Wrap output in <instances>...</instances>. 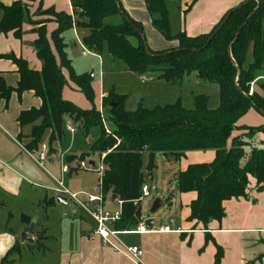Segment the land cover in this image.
Instances as JSON below:
<instances>
[{
  "label": "trees",
  "instance_id": "trees-1",
  "mask_svg": "<svg viewBox=\"0 0 264 264\" xmlns=\"http://www.w3.org/2000/svg\"><path fill=\"white\" fill-rule=\"evenodd\" d=\"M246 2L225 21V16L234 8L224 13L209 32L195 36L181 32L172 38L163 0H143L151 26L164 40L175 43L160 51L147 46L143 24L129 16L119 0H70L76 14L74 21L63 12L47 8L46 13L54 18L56 29L50 34L44 25L33 30L36 35L33 48L41 63L40 70L30 69L25 60L13 54L0 56L15 65L18 75L15 87L7 86L0 79V99L7 104L12 94L20 99L24 92H32L40 101L38 108L21 111L16 118L20 129L30 127L24 149L36 152L48 135V153L52 152L53 144L64 136L65 120L76 125L84 137L98 129V138L89 144L88 151L77 157L68 156L67 161L79 164L91 154L106 152L100 191L103 202L107 198L111 200L112 195L121 202L120 218L113 225L120 232L134 231L142 220L138 200L142 186L151 180L156 168V154L179 160L186 152L214 151L211 162L190 164L175 175L177 192L196 195L189 205L188 222L206 227L210 221H220L224 216L223 202L245 197L249 179L258 191L264 192V141L259 142L258 138V135L264 136V125L237 126L252 109L261 111L264 117V81L256 80L264 69V0H242L239 5ZM40 10L39 7L37 12ZM0 12V35L10 33L20 39L22 25L25 19L28 21L27 8L16 0L9 6L0 3ZM111 18H119V22L108 23ZM73 26L87 31L81 41L85 49L97 56L109 55L130 73L143 75L154 69L156 81L172 85L193 72L198 79L217 84L218 108L208 109L206 98L198 95L193 98L191 110H185L178 99L150 110L138 103L130 111L127 109L129 97L110 90L107 99L102 100L114 128L113 136L107 137L94 105L92 77L76 74L65 52L62 35ZM253 81L260 93L254 91L248 95ZM67 84L77 89L91 107L83 109L64 100L62 93ZM21 138L20 133L17 140ZM143 155H146L145 162ZM97 157L100 159V155ZM22 219L30 223L27 217ZM45 240L44 236L35 239L42 248ZM18 254V248H11L0 264H13ZM221 257L222 251L217 247L215 264Z\"/></svg>",
  "mask_w": 264,
  "mask_h": 264
},
{
  "label": "crops",
  "instance_id": "crops-1",
  "mask_svg": "<svg viewBox=\"0 0 264 264\" xmlns=\"http://www.w3.org/2000/svg\"><path fill=\"white\" fill-rule=\"evenodd\" d=\"M14 1L16 0H0V3L4 6H9ZM119 1L126 13L132 12L135 6H137V11L141 13V18H139L141 23L151 26L150 17L146 12L143 0ZM241 1L242 0H198L188 6V8H190L183 16L187 17L191 22H194L200 29H205L202 33H206L219 22L224 13L237 7ZM31 4L34 10L39 6L43 9L54 8L56 12H63L69 16L72 15L76 17L71 7L70 0H32ZM185 9L187 8L185 7ZM128 15L133 19L137 18V16ZM1 16L0 12V20ZM32 20L40 21L41 19L37 17ZM55 29L56 24L54 22H49L47 24L48 34ZM33 30L34 27L31 24L23 23L20 39H15L10 33L7 35H0V56L13 54L25 60L30 69L39 71L41 63L37 59L33 48V42L36 39ZM69 32H72L74 41L69 40ZM85 32L86 30H81L73 26L70 30L63 33L62 38L65 43V52L68 59H70L68 54L69 47L76 48L77 45H79L82 48V57L93 56L103 66V58H105L107 54L97 56L91 53L83 47L81 42L82 39H78L77 34H83ZM84 36L85 34L83 37ZM83 52L84 55H82ZM111 61L113 64V60ZM133 75L137 76L136 74ZM0 79L9 87L16 86L18 75L16 73V67L11 61L0 58ZM93 87L94 86H92V88ZM71 90L77 89L71 86V84H67L62 93L64 100L71 102L68 96H65V94L67 95ZM102 94L105 95V92L100 90L96 96L97 101L96 104H94L95 106H100ZM39 106L40 101L33 96L32 92H24L20 99H18L15 94H12L7 104L0 99V137L7 141L10 140L12 144L17 145L18 150H20L14 152V149L10 150L0 145V212H6V216L0 213V221H7V218L12 217V204L17 206L20 221V226L16 232L8 228L7 224L3 226L5 235H3L4 238L0 241V259L11 248H17V235L19 236L29 225L23 221V216L27 217L29 222L35 225L31 216L25 212L26 208L29 205L41 204V202L50 207L56 203L55 197L58 195V182H61V180H57L55 177H51V175L50 177L53 178L54 184H50V186L49 184L40 186L44 190V194L33 191L34 193L30 195L31 190L30 187H28V178L32 177V175L29 167L40 166H38L34 158H31L29 154L32 155V157H37L41 150L39 148L36 152H28L24 149L25 144L28 142L27 137L30 132V127L20 129L16 122V118L21 111L30 108H38ZM72 125L65 123L64 136L69 134L72 137L76 132H79ZM68 128H70L72 132L69 131ZM20 133L22 138L18 141L17 137ZM47 137L48 135H45L44 140L47 141ZM259 139V142L264 141V136L260 135ZM58 142H60V140ZM55 144L50 153H48L47 147V155L44 160L48 162L50 167L56 165L54 155L57 153V149L55 148ZM42 145L46 144L43 143ZM202 152H208L204 154L205 162L192 161L183 165L180 161L176 173L178 171H183L190 164L211 162L214 157V151L206 150ZM72 163V161H67L65 156L58 155L57 157V167H63L64 172L75 169L69 167H78L77 163L73 166L71 165ZM87 163L93 162L88 159ZM47 191L52 194L47 195ZM71 193L86 192L78 191ZM42 195L44 196L41 200ZM195 198L196 195L194 192L182 194L178 192L168 199L167 210L169 217L165 224L159 225L158 227H155L153 224L152 230L144 234L124 233L117 237L124 247H136L139 249L140 256L137 261L131 259L125 253L117 252L111 246L103 244L98 237H90L93 223L87 215H85L86 217L82 215L73 218L70 217L55 230V235L57 236V240L55 241L56 245L54 247L56 251L55 264H215L214 258L217 247L222 251V257L218 264H264V258H261L264 254V192H260L256 189L252 179L249 181L246 196L224 201L222 204L224 213L223 218L220 221H210L206 227L196 224L195 222L187 221L189 216V205ZM111 201L115 202V204L119 206L118 210H120L121 204H119V201L117 199H111ZM68 203L72 202L67 201V204ZM75 212L76 211H73L74 214ZM74 219L79 221V225H76L77 223H75ZM46 221H50L48 216H46ZM46 225L47 226L35 233V226H33L32 236L34 237V241L37 236H44L46 239L44 242L52 239V237L48 235L49 225ZM165 227H168L170 231L161 232L160 229Z\"/></svg>",
  "mask_w": 264,
  "mask_h": 264
},
{
  "label": "rangeland",
  "instance_id": "rangeland-1",
  "mask_svg": "<svg viewBox=\"0 0 264 264\" xmlns=\"http://www.w3.org/2000/svg\"><path fill=\"white\" fill-rule=\"evenodd\" d=\"M19 1L28 10V21H26L25 19L24 23L31 24L34 29L43 25L47 29V24L49 22H54V18L46 13L47 8L43 9L41 6H39L41 10L37 12L39 7L34 10V8L31 6L32 0ZM192 1L193 0H163L164 8L168 15L169 34L172 38H174L181 32H184L188 36H194L196 34L202 33L205 30L202 28L200 29V27L195 25L194 22H191V20L183 16L184 11L186 10L185 7L188 8V6L191 5ZM127 14L137 16V18L134 17L136 18L135 20L141 22V20L139 19L141 18V13L137 11V6H135L132 12H127ZM37 17H39L41 20H32ZM75 18L76 17H74V19ZM154 18H157V16H155ZM118 19L119 18H111L108 19L107 22L117 23L119 22ZM35 23L42 24L36 25ZM143 26L146 44L151 50H165L169 49L175 44L174 41L164 40L158 33V31L152 26H149L147 24H143ZM84 34L86 36L87 31L83 34L78 33V39L81 40ZM68 38L69 40L74 41L72 32L68 33ZM81 51L82 48L79 45H77L76 48H72L71 46L69 47L68 54L70 57L69 60L72 62V68L76 74H89L92 77L91 83L92 86H94L93 91L95 95L97 96L100 90H103L105 92V95L102 94V100L107 99L106 97L108 94L106 93H108L110 90H114L116 94L127 95L129 97L127 109L130 111L134 110L139 102L141 103L143 108L150 110L157 106L162 107L165 105L173 104L178 99L181 103V106L185 110H191L193 108V98L198 95L206 98L208 109L214 110L219 106L218 85L198 79L196 77V74L193 72L189 76L185 77L179 84L169 85L155 80L157 73L154 69L148 70L143 75L135 76L130 73L122 63L113 60L112 64V59L108 55L103 58L104 63L102 66L99 61L93 56L82 57ZM247 60L250 63V56L247 58ZM258 75L259 77L256 80L264 81V69L260 70ZM65 77L67 78L66 74ZM141 80H143V82ZM255 81L250 83L248 95H251V93L254 91L260 93V90ZM65 96H68L69 100L80 108L91 107V105L85 101L82 94L77 90H71L67 93V95L65 94ZM96 101L97 100L95 99L94 104H96ZM95 108L97 109L100 118H103L104 123H102L101 121V125L104 134L107 137L113 136L112 132L114 128L108 120L109 115L106 112V109L103 106L102 102L100 106H95ZM65 123H69L70 125H72L71 121L69 120H65ZM261 124L264 125V117L253 109L250 110L237 122V126L240 128L243 126L258 128L262 126ZM72 126L77 129L76 125ZM82 135L83 134L79 132H76L72 137L69 134H66L60 139V142L56 141V144L54 143L55 148L57 149V153L54 155V158L56 159V165H53L54 167H50L48 162L45 161L42 162V168L29 167L30 173L32 175V177L28 178V187H30L31 190L30 195L34 193L33 191L44 194V190L40 186L46 184H49L50 186V184H54V177L57 180H61L62 184L70 192L83 191L90 194L94 193L96 187L99 185V174L96 171L88 169L81 170L77 168V170L71 169L64 172L63 167H57L58 155L65 156L67 158L68 156L77 157L80 154L86 153L88 151L89 144H92L98 138L99 130H91V132L89 133V137L87 136L84 138ZM259 137L260 136L258 135V138ZM42 143H45V146L47 147L46 140H43ZM118 143L119 141H117L116 146ZM0 145L5 146L10 150L14 149V152L20 151L18 150L17 145L12 144L10 140H4L2 137H0ZM254 146L257 147L258 145L255 144ZM205 153L208 152H186L184 156L179 160H175L172 157L165 158L161 154H156V168L153 171L151 180H147V184L149 186L155 187V191H151L149 197H146L140 201V212L142 219L153 218L155 227L163 225L167 222V219L169 217L167 210V202L169 201L168 199L178 193L176 190V177L174 176V174L179 167L180 161L183 165L192 161L205 162ZM102 154L104 153L91 154L86 157L83 162L88 164L87 162L89 159V161L94 163V165L96 166L95 168H97L99 163L97 155L101 156ZM21 155L24 157L22 153ZM145 160L146 155H143V161L145 162ZM75 164L76 161H73L71 165L73 166ZM50 175L53 178H51ZM46 193L47 195L52 194L49 191H47ZM43 196L44 195H42L41 200L43 199ZM80 198L84 199L83 196H80ZM156 199L163 202L164 205L160 207L154 214L150 215L149 209L151 208L153 201ZM103 208L104 210L114 213L118 211L119 206L115 204V202L107 198L104 201ZM73 211H76L75 214L73 213ZM25 212L29 216H31L32 221L35 222L34 233L44 228L45 226H47L46 224H48V235L51 236L52 239L44 242V247L42 248V246H39V244H37L34 240H29L21 243V234L19 236L17 235L16 239L19 254L14 256L13 264H55L56 251L54 247L56 245L55 241L57 240L55 230L58 229L60 225L64 221H67L70 217H78L79 215L86 217V214L81 210H77V208L72 203H68L67 205L55 203L50 207L44 205L41 202V204L39 203L38 205H29L26 208ZM0 213L6 216L5 211ZM11 214V218L6 217L7 221H0V241L4 238L3 235H5L3 228L5 224H7L8 228H11L15 232L20 226L19 211L15 204L11 205ZM46 216L50 218L49 222L46 221ZM74 221L75 223H77L76 225H79V221L75 219Z\"/></svg>",
  "mask_w": 264,
  "mask_h": 264
},
{
  "label": "built area",
  "instance_id": "built-area-1",
  "mask_svg": "<svg viewBox=\"0 0 264 264\" xmlns=\"http://www.w3.org/2000/svg\"><path fill=\"white\" fill-rule=\"evenodd\" d=\"M72 21H74V17L70 16ZM86 53V52H85ZM84 55V52L82 53ZM143 81V80H142ZM102 123H104L103 118L101 117ZM69 131L72 132L70 128H68ZM40 152L37 155V157H32V155L29 154L31 158H34L35 162L42 168L43 164L42 162L45 160L47 155V147L45 145H40ZM109 152V151H108ZM107 152V153H108ZM106 153L102 154L99 159V163L97 168L93 165L91 166L89 163L86 164L84 162H80L78 164V168L81 170L88 169V170H94L99 174V185L96 187L94 193L92 194H86V193H71L66 189L61 182H58V194L62 197H65L67 201H70L73 203V205L77 208V210L83 211L87 217L90 218V220L93 223V229L91 231L90 237H98L103 244L111 246L115 251L125 253L127 256H129L133 260H138L140 256V251L136 247H124L122 243L119 242L117 237L120 234L124 233H137V234H144L148 231L146 230L145 226V219H142L139 223V225L136 227L134 231L131 232H120L116 229H114L113 225L116 221L119 220L121 212L118 210L117 212L111 213L107 210H104V202L100 191V183H101V177L103 175V172L105 170V167L102 163V160L104 159ZM155 191V187L149 186L148 184H145L141 188V196L138 200L140 201L146 197L150 196V192ZM80 196H83L84 199H81ZM121 204V202H119ZM134 204H137V201L134 202ZM161 232H169L170 229L168 227H165L163 229H160Z\"/></svg>",
  "mask_w": 264,
  "mask_h": 264
},
{
  "label": "water",
  "instance_id": "water-1",
  "mask_svg": "<svg viewBox=\"0 0 264 264\" xmlns=\"http://www.w3.org/2000/svg\"><path fill=\"white\" fill-rule=\"evenodd\" d=\"M246 4H248V2L246 3H242L240 5H238L237 7H235L232 11H230L224 18V21L227 20V18L230 16V14L235 11V10H238L240 8H242L243 6H245ZM253 13L247 18V20H249L251 17H252ZM223 21V22H224ZM84 23H86V20L83 21ZM246 24V22L243 23V25L239 28V30H241V28ZM239 30L237 31V33L235 34V38L237 37L238 35V32ZM234 38V40H235ZM110 106H113V104H110ZM256 109V107H255ZM257 110V109H256ZM258 113L262 114L261 111L257 110ZM91 166L93 165V163H89ZM112 200H116L117 197L115 195H112L111 197ZM55 202L56 203H60V204H63V205H67V200L65 198H63L61 195H57L55 197ZM163 203L156 199L153 201L152 205H151V208L149 209V214H154L160 207H162ZM154 224V219L153 218H147L145 220V226H146V230L149 232L152 230V226ZM33 226L34 224L33 223H29V225L24 229V231L21 233V237H20V240H21V243H24L26 241H29V240H34V237L32 236V230H33Z\"/></svg>",
  "mask_w": 264,
  "mask_h": 264
}]
</instances>
